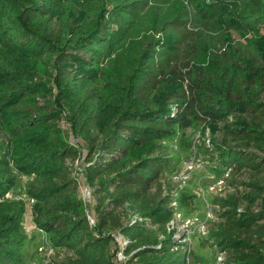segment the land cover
Wrapping results in <instances>:
<instances>
[{"label":"trees","instance_id":"trees-1","mask_svg":"<svg viewBox=\"0 0 264 264\" xmlns=\"http://www.w3.org/2000/svg\"><path fill=\"white\" fill-rule=\"evenodd\" d=\"M233 31L264 37V0H0V264H23L30 239L25 200L6 198L19 175L39 181L28 190L33 222L59 264H116V234L124 264H188V243L169 228L175 198L160 180L173 166L161 142L230 117L236 146L212 144L222 167L251 172L252 191L216 199L223 220L206 241L225 264H264V158L249 150L264 151V102L246 90L264 84V48ZM64 118L89 139L92 206L68 179L80 149ZM23 136L31 150L15 156L10 139ZM241 198L260 209L239 211Z\"/></svg>","mask_w":264,"mask_h":264},{"label":"rangeland","instance_id":"rangeland-1","mask_svg":"<svg viewBox=\"0 0 264 264\" xmlns=\"http://www.w3.org/2000/svg\"><path fill=\"white\" fill-rule=\"evenodd\" d=\"M232 37L234 42L246 43L249 40H256L259 42L260 48H264L262 33L243 34L233 31ZM234 42L232 40V43ZM206 64L208 62L203 63L205 66ZM40 66L39 78L45 81L48 79L50 68L44 64ZM103 70L112 73L118 69L116 64L110 61L103 66ZM246 86L250 97L256 99L257 102H264V84L246 82ZM38 104L42 105L44 101L40 100ZM30 106L29 102L23 103L18 107V110H26ZM249 119L257 120V116L251 114ZM234 120L235 118L230 117L228 122ZM228 122H216L213 125L204 122L196 123L193 127L180 132L173 141L161 142L163 147L161 153L172 160L171 166H173L172 170L163 173L160 180L162 195L170 190L175 198V203L172 204L174 215L169 228L175 232V238L179 242L188 243L192 252L188 258V264H225L227 255L219 252L216 247H211L206 241L209 230L223 220L220 217L222 210L219 208L216 199L226 198L228 194L240 196L252 191V188L247 185L254 179L251 172L222 167L218 157L219 151H216L212 144V141L215 140L218 145L236 146L237 141L224 129V125ZM61 127L64 129L69 143L80 149L79 155L67 162L70 167L68 179L77 182V197L92 206L95 203L93 192L82 175L84 167L90 163L87 148L89 139L73 134L70 123L65 118L61 120ZM5 137L7 138V135ZM10 141L15 156H19L22 150L26 152L31 150L29 142L24 136L12 137ZM249 150L264 158V151H260L255 146H251ZM184 163H192V170L184 172ZM32 185L39 186V181L35 178L19 175L18 188L6 196L8 199H23L28 206L23 226L30 239L24 250L23 264H59L63 261L64 255H58L55 252L56 249L53 250L49 234L37 229V227L35 228L31 209L35 200H31L28 195V190ZM239 207V211L246 208H251L253 211L260 209L259 201L250 205L242 198ZM89 218L92 221L95 220V215L91 211ZM116 242L112 244V250L118 248L114 259L115 263L124 264L126 257L123 254V249L127 241L121 235L116 234ZM49 250H53L51 256L48 254Z\"/></svg>","mask_w":264,"mask_h":264},{"label":"built area","instance_id":"built-area-1","mask_svg":"<svg viewBox=\"0 0 264 264\" xmlns=\"http://www.w3.org/2000/svg\"><path fill=\"white\" fill-rule=\"evenodd\" d=\"M184 165H185V169H184V172H189L190 170H192V168H193V165H192V163H184ZM90 221H91V223L93 224L94 223V221H92L91 219H90ZM53 253V250H49V255L51 256V254Z\"/></svg>","mask_w":264,"mask_h":264}]
</instances>
